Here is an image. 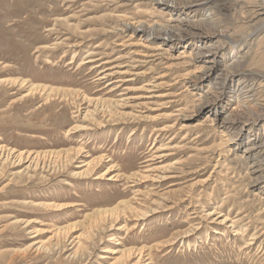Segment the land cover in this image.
I'll return each mask as SVG.
<instances>
[{
  "label": "rangeland",
  "instance_id": "rangeland-1",
  "mask_svg": "<svg viewBox=\"0 0 264 264\" xmlns=\"http://www.w3.org/2000/svg\"><path fill=\"white\" fill-rule=\"evenodd\" d=\"M261 1L0 0V264H264Z\"/></svg>",
  "mask_w": 264,
  "mask_h": 264
},
{
  "label": "bare ground",
  "instance_id": "bare-ground-1",
  "mask_svg": "<svg viewBox=\"0 0 264 264\" xmlns=\"http://www.w3.org/2000/svg\"><path fill=\"white\" fill-rule=\"evenodd\" d=\"M178 4V3H177ZM256 12L261 15V14H264V0L261 1V3H259L258 5H256ZM249 17V16H248ZM254 17V16H253ZM259 28L261 26L264 25V19L262 21H259L257 24H256ZM127 30V29H126ZM168 34V33H166ZM169 35V38L172 37V35H170V33L168 34ZM98 47V46H97ZM89 54L86 56V61L82 62V64L86 65L87 63H91V69L92 70H95V72L98 71V78H96L98 80V83H103L102 81H107V87H110L111 91L119 88L122 84L126 83L127 81H131L133 80L132 83L134 82H137L139 81V77L142 76V74L140 73H134L132 70L134 69L133 66H128L127 68H123L124 70H120L118 68H120V66H113L111 65L114 61L113 60H105V58H94L95 56V53L92 51H89L88 52ZM76 56V53L74 54ZM75 56L73 57V59L75 58ZM113 61V62H111ZM69 63H73V61L69 62ZM86 63V64H85ZM90 69V70H91ZM128 75H133L134 77H132V79L128 77ZM146 75V74H145ZM151 83L150 82H145L143 85H140L139 87L135 88V89H145L146 87L145 86H148L150 85ZM158 86V84L154 85V87ZM124 89L130 91V90H133L134 88H132L131 86H126ZM149 89H147L148 91ZM98 100V99H97ZM100 100V99H99ZM94 102V101H93ZM102 104V103H101ZM131 104V101L128 100V98H123L120 101H118V103H116V111L118 114H120V116H126V115H132L131 113L132 112H125L124 110H121L122 108H125V107H128L129 105ZM98 105V104H97ZM138 105V104H137ZM102 106V105H101ZM100 106V107H101ZM104 106V104H103ZM80 107V106H79ZM78 107V108H79ZM98 107V106H97ZM96 107V108H97ZM91 108V107H90ZM99 109V108H98ZM113 109V108H112ZM130 109V107H129ZM136 109V108H135ZM79 111L81 110V108L78 109ZM89 113H94V111L92 110H88L87 108V112L85 113V116L88 117V114ZM114 113V112H113ZM138 113V112H137ZM136 117H141V115H137L135 114ZM85 119V118H84ZM104 121V120H103ZM104 123V122H103ZM89 128V123L88 124H81V126H78L77 128L79 129H84V128ZM163 129V127H162ZM201 137V136H200ZM165 147V146H164ZM162 148V147H159L158 150L159 151H162L163 149H166V148ZM167 147V146H166ZM173 147V146H172ZM171 151V150H170ZM2 152L3 150H0V157H2V159H5L6 160H18V162L21 163V161L23 160H26V161H30L29 163V167L31 168V166L35 169H37L39 166V168L43 169V167H45L46 163L43 162L41 159L38 160V156L39 154L35 155L34 157L30 154V153H27V154H23L24 151L22 152H19L17 155H15V153L12 151L10 152L7 156H4L2 155ZM79 152L81 153V150H79ZM156 152V151H155ZM7 153V152H6ZM79 153V154H80ZM157 154V153H156ZM168 154V153H167ZM164 156H168L166 154H163L161 155L160 157H164ZM159 157V156H158ZM170 157V156H169ZM23 158V159H22ZM161 159V158H160ZM159 159V160H160ZM104 160V156H100L98 158H93L91 159L90 161L88 162H85L83 165H86L88 166L87 168H85L84 170H82L81 172H78V175H89L92 173V171L89 170L90 166L92 163L94 162H97V163H100ZM158 160V159H157ZM152 161V160H151ZM33 164V165H32ZM48 165H46L47 167ZM87 169V170H86ZM111 169V168H110ZM86 170V171H85ZM166 170V169H165ZM108 171V170H107ZM106 171V172H107ZM105 172V174H106ZM161 172V171H160ZM105 174H102V176H104ZM155 175V174H154ZM157 177V176H156ZM158 177H160V179H166V175L162 174V175H158ZM157 177V178H158ZM155 178V176H154ZM112 179V178H110ZM159 179V178H158ZM123 202H120L119 204L122 205ZM37 204V203H36ZM119 213V212H118ZM114 214V212H113ZM147 214V212H146ZM116 215V214H114ZM219 220V219H218ZM224 220H227V218H224ZM224 220H221L222 223H224L225 221ZM32 221V220H30ZM30 221H26L27 223H29ZM220 221V222H221ZM225 226V225H224ZM36 232V231H35ZM187 232V231H186ZM191 232V231H190ZM189 233V232H188ZM185 236V234L183 235ZM79 237V236H78ZM62 243V242H61ZM80 243V242H79ZM58 245V244H57ZM79 245V244H78ZM64 247V246H63ZM129 250V249H128ZM108 251H111V253L113 254H117V253H120V258H116L115 261H114V264H117L120 260H125V258H127L128 256H130L131 254H134V251L133 249L129 250V251H125V250H120L118 248H113L112 250H108ZM136 251H139V255H141L143 253L142 249H139L135 250ZM77 252V251H76ZM78 255V254H77ZM75 254V256H77ZM119 255V254H118ZM140 260V259H139ZM139 260L136 262V264L139 262Z\"/></svg>",
  "mask_w": 264,
  "mask_h": 264
}]
</instances>
